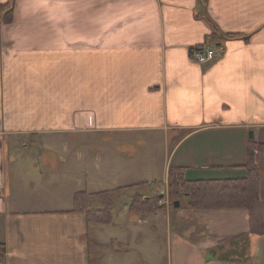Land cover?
<instances>
[{
	"label": "crops",
	"instance_id": "crops-1",
	"mask_svg": "<svg viewBox=\"0 0 264 264\" xmlns=\"http://www.w3.org/2000/svg\"><path fill=\"white\" fill-rule=\"evenodd\" d=\"M205 44L217 57L192 60ZM157 138L164 183L171 169L249 176L264 145V0H0V264H264V150L256 201L195 209L169 186L143 190L128 142ZM102 160L104 175H64Z\"/></svg>",
	"mask_w": 264,
	"mask_h": 264
},
{
	"label": "trees",
	"instance_id": "trees-1",
	"mask_svg": "<svg viewBox=\"0 0 264 264\" xmlns=\"http://www.w3.org/2000/svg\"><path fill=\"white\" fill-rule=\"evenodd\" d=\"M7 8V7H6ZM12 7L7 8L5 17L9 12L7 22H11ZM264 150V145H253L249 150V176L246 179L239 180H208V181H185L182 174L174 169H171L169 181L172 190L171 195H176L179 199L180 196L186 195L190 199V206L195 209L204 208H225V207H248L252 202L256 201L261 194V181L260 172L256 164L258 152ZM175 172L179 173L176 175ZM182 188L181 192L177 191ZM174 190V191H173ZM174 197V196H173ZM158 201L151 202L137 200L134 207L143 208L145 210L153 209ZM105 211H92L88 213L89 219L95 218L100 221L107 220Z\"/></svg>",
	"mask_w": 264,
	"mask_h": 264
},
{
	"label": "rangeland",
	"instance_id": "rangeland-1",
	"mask_svg": "<svg viewBox=\"0 0 264 264\" xmlns=\"http://www.w3.org/2000/svg\"><path fill=\"white\" fill-rule=\"evenodd\" d=\"M9 12L7 14V17H5L6 20L9 19L8 16L10 17ZM83 139H84L83 141L81 140L82 143H87L88 142V137H85ZM97 142L100 143L101 142V139L100 140L97 139ZM64 143L65 144H71L72 143L71 137H64ZM128 145L129 146L130 145L131 146L133 145L134 148H135V146H137L136 149L138 147H141L140 149H138V151H139V158H137V160H138L137 162L138 163L140 162V163H142V164L145 165L144 168L141 167L140 170L143 169V171L139 175V178H142V180H145L144 181L145 184L143 186V190H145V189L150 190L149 189L150 185L158 184V185H161L162 188L163 187H167L166 188V192H167L168 191V186H169V189H170V191H169L170 192V195L169 196H170L171 200L173 198H176L175 196L177 194L176 195H173L174 197L171 195L172 190H171V187H170V181L168 180V184H167V183H164L163 182L164 180H162L163 175H164V173L166 171V169H165L164 166L167 163V160L166 159H167V155H168V146L165 147V143L163 141V138L162 139L161 138H157V140L155 142H153V143H150V142L148 143L146 141L145 142L144 141L142 142V140H140V139H137V140L134 139L133 141H129L128 142ZM105 163H106L105 160L104 161L102 160L101 163H100L101 166L103 167V171L101 173H98V170L96 168L92 169V167H91V169H88L85 174L84 173L79 174L80 172H78V171H77L78 173H76L74 171V169H71V166L72 165H71V163H69L66 166V167H69V168H65L64 175H65V177H67V176H70V177L71 176H73V177L74 176L75 177L76 176H81V177H83L84 175H86L88 173L89 175H91V176H93V177L96 178V176H98L99 174H103L104 175V171L106 172L108 170V168L105 167V165H106ZM137 165L140 166V164H137ZM144 169H145V171H144ZM31 171H32V176H36V177L38 176L37 173L35 174V171L33 169ZM175 174L176 175H179V173H177V172H175ZM169 176H170V173H169ZM90 185H91V187L93 186L92 184H90ZM73 186H74V183H73V185L71 187L65 188V192H64L65 199H66V197L68 195L67 194L68 193V190H70ZM96 186H98V185H96ZM41 188H42V184L41 183H37L36 184V187H35V191H37V190L39 191ZM176 188H178V187H175V189ZM181 189L182 188H178V190H176V192L177 191H180L181 192L182 191ZM38 191L36 192V194H38V195L41 194ZM128 193H130V190H128L127 192H124V194H128ZM187 201H188V199L185 198L183 200V204L184 203H187ZM257 262H258V257H255L253 259V264H257Z\"/></svg>",
	"mask_w": 264,
	"mask_h": 264
},
{
	"label": "built area",
	"instance_id": "built-area-1",
	"mask_svg": "<svg viewBox=\"0 0 264 264\" xmlns=\"http://www.w3.org/2000/svg\"><path fill=\"white\" fill-rule=\"evenodd\" d=\"M191 59L198 63H208L217 57V50L207 44L203 46H195L191 49Z\"/></svg>",
	"mask_w": 264,
	"mask_h": 264
},
{
	"label": "water",
	"instance_id": "water-1",
	"mask_svg": "<svg viewBox=\"0 0 264 264\" xmlns=\"http://www.w3.org/2000/svg\"><path fill=\"white\" fill-rule=\"evenodd\" d=\"M249 137H250V139H254V133H253V131H250ZM174 205H175V207H179L180 206L179 201H176L174 203Z\"/></svg>",
	"mask_w": 264,
	"mask_h": 264
}]
</instances>
